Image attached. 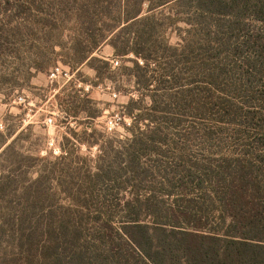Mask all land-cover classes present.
Returning <instances> with one entry per match:
<instances>
[{"label": "trees", "instance_id": "16d2710c", "mask_svg": "<svg viewBox=\"0 0 264 264\" xmlns=\"http://www.w3.org/2000/svg\"><path fill=\"white\" fill-rule=\"evenodd\" d=\"M57 47L133 84L129 135L41 157L0 131V264H264V0H0V92Z\"/></svg>", "mask_w": 264, "mask_h": 264}, {"label": "rangeland", "instance_id": "374dc122", "mask_svg": "<svg viewBox=\"0 0 264 264\" xmlns=\"http://www.w3.org/2000/svg\"><path fill=\"white\" fill-rule=\"evenodd\" d=\"M177 32L176 27L168 31L172 44L178 42ZM29 45L26 48H30ZM39 46L41 51H46L44 44ZM56 51L58 54L51 55V62L45 70H32L33 77L27 82L25 80L20 88L13 92H0V131L16 132L15 136L20 135L22 138L20 145L23 149L41 157L60 155L57 151L66 144L65 137H71L70 129L82 134L86 127L94 126L108 137L128 136L125 126L130 127L132 119L124 114L123 107L128 104L130 97L138 96L133 84L100 82L95 71L86 63L73 64L69 78L59 77L51 81L50 73L54 67L58 64L67 66L66 58L59 54L60 47ZM95 55L111 61L114 69L124 63L122 59L114 57V51L108 45ZM29 56L35 57L26 53L25 57ZM116 61L119 62L118 65L115 64ZM127 65L131 66L130 63ZM18 96H25L33 105L24 108L17 104L15 100ZM82 101L86 102L87 111L94 112L95 118H88L84 112L74 117L73 113L82 106ZM66 110L73 111L68 119L64 118ZM50 117L53 118V123L47 124L46 120ZM81 153L94 156L97 148L92 147L89 151L86 146L81 145Z\"/></svg>", "mask_w": 264, "mask_h": 264}, {"label": "built area", "instance_id": "2783aa9c", "mask_svg": "<svg viewBox=\"0 0 264 264\" xmlns=\"http://www.w3.org/2000/svg\"><path fill=\"white\" fill-rule=\"evenodd\" d=\"M116 65L119 64L118 61L115 62ZM71 71L70 68L67 66H63L61 64H58L56 67H54L51 70L50 73V79L51 81H54L55 79L59 78V77H65V78H69L71 75ZM116 97V94L114 95ZM15 102L21 106H23L24 108H27L29 106H32L33 103L28 102L27 98L25 96H18L15 100ZM47 124H52L53 123V118L50 117L49 119L46 120ZM60 153V150L57 151V153Z\"/></svg>", "mask_w": 264, "mask_h": 264}]
</instances>
